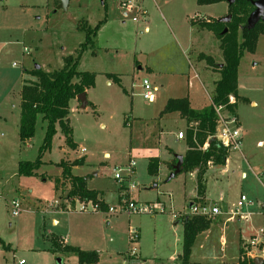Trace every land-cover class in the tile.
Returning <instances> with one entry per match:
<instances>
[{"label": "rangeland", "instance_id": "374dc122", "mask_svg": "<svg viewBox=\"0 0 264 264\" xmlns=\"http://www.w3.org/2000/svg\"><path fill=\"white\" fill-rule=\"evenodd\" d=\"M204 5L198 0H70L64 9L59 0H0V238L11 245L5 248L0 241V264H78L75 255L58 262L65 255L52 249L54 234L83 251H96L95 264H239L240 242L264 230V36L239 65L235 109L242 153L232 151L227 171L210 172L206 181V204L217 202L227 210L246 195L242 213L247 218L228 222L223 214L213 220L198 234L188 262L183 259L181 218L195 199L194 179L184 172L170 179L166 166L188 149L186 138L177 137L182 126L186 133L188 122L161 114L166 102L188 94L194 107L208 104V94H214L211 70L219 71L205 57L224 61L220 40L200 39L197 27L207 18L218 19L227 3ZM82 20L102 24L94 47L79 57L78 70L95 72L96 81L86 90V108L71 101L69 120L77 148L66 145L57 126L37 173L19 175V161L37 158L46 128L39 115L35 135L20 139L22 86L35 78L30 71L36 66L55 71L67 57L79 56L86 37L78 29ZM144 79L157 87L152 100L143 97ZM80 157L86 162L73 167L74 174L91 177L90 188L107 191L106 201L117 212L82 211L80 204L91 201H72L67 191L62 194L59 187L65 181L58 163ZM155 157L159 172L152 174L149 164ZM130 158L136 161V186L126 200L160 203L164 211L128 215L120 210L124 188L113 170ZM14 199L21 203L18 216L12 214ZM130 229L139 232L136 242L130 241ZM135 247L136 255L130 256ZM255 248L254 254H264V244Z\"/></svg>", "mask_w": 264, "mask_h": 264}, {"label": "trees", "instance_id": "16d2710c", "mask_svg": "<svg viewBox=\"0 0 264 264\" xmlns=\"http://www.w3.org/2000/svg\"><path fill=\"white\" fill-rule=\"evenodd\" d=\"M222 0H198L200 5L212 4ZM254 0H236L229 5V14L232 15L230 22H221L219 19L201 21L200 26L212 30L220 40L224 61L217 64L210 56H206L207 62L219 68L221 77L216 82L212 101L214 104H225L229 109L235 111L238 94V73L239 65L244 54L254 52L257 48L258 40L264 34V20H260L253 28L247 27V18L253 11ZM102 22L95 26L89 25L86 20L79 22L78 29L85 32V40L80 44L78 57L69 56L66 58L63 68L55 71H44L41 68L32 69L30 74L34 80L26 81L21 89V121L19 127V137L25 142L31 139L36 132V124L39 115L46 121L45 136L39 148L38 156L35 160H21L18 165L19 175H32L37 173L43 164L44 153L52 146L55 134L58 132L57 126L65 136L66 145L76 149L77 143L73 139V129L70 125L69 114L71 111V101L77 99V95L95 85L96 73L78 70L80 55L89 47H94L95 38ZM227 28V32L222 33ZM111 76V75H110ZM117 82L119 79L115 78ZM231 95L236 97L235 104H229ZM179 112L188 122L186 130V142L188 149L184 155V162L180 173L197 170V192L203 196L206 191V175L209 170L208 162L215 165H224L229 156L228 151L221 146L214 137L217 126V114L212 104L202 109L191 106L188 97L170 98L162 113ZM209 145L203 149L206 142ZM177 163L174 159L172 170ZM84 164V158L80 157L71 163L60 161L62 177L69 187L60 186L62 191H67V199L90 200L98 203L101 209H107L106 204L98 199L97 190L88 189L87 179L73 173V167ZM159 161L152 158L149 169L152 174H157ZM62 187V188H61ZM69 188V190H67ZM204 204V203H203ZM181 220L184 223V233L182 239L183 259L189 261L192 247L199 233L207 230L212 222L208 216L184 215ZM0 241L1 238H0ZM2 243H4L2 241ZM52 249L56 252L75 254L79 264H95L98 260L96 251H83L79 247L63 244L60 239L53 236L51 239ZM5 248H11L10 244H3ZM240 264H257L252 258H244ZM264 264V262L262 263Z\"/></svg>", "mask_w": 264, "mask_h": 264}, {"label": "built area", "instance_id": "2783aa9c", "mask_svg": "<svg viewBox=\"0 0 264 264\" xmlns=\"http://www.w3.org/2000/svg\"><path fill=\"white\" fill-rule=\"evenodd\" d=\"M25 50L28 51L27 48H25ZM141 87L143 88V97L147 100H152L154 98L157 87L153 86L147 79H144L143 83L141 84ZM235 103H236V97L234 95H231L229 98V104H235ZM211 104L213 105L216 111V114H217V120H216L217 126H216V133L214 137L218 140L221 146H223L228 151V153L232 151L241 152L242 145H243V136H242L240 119L236 111H232L225 104L217 105V104H214L213 101H211ZM178 138L179 139L186 138V133L184 131H179ZM208 145H209V142L207 141L203 145V149H206ZM225 162L226 163L228 162V157L226 158ZM212 164L213 162L211 161L208 162V165H212ZM135 173H136V161L133 158H130L127 164L117 166L113 170L114 178L124 188L123 193H124L125 199L123 200L121 204L120 210L122 212H126L128 215L138 214V213L154 214L157 211H164V207L160 203L138 205L131 198L129 200H126V198L130 196L131 191L135 189L136 185L133 180ZM246 201H247L246 195L242 194L238 203L233 208L231 207L224 211L221 209V207L218 204H213V205L196 204L193 202L191 203L189 207L190 212L188 213V215H201V216L215 217L220 214H226L228 215L227 217L228 220H232L236 217H239L241 219H246L247 216L244 213H242V207ZM89 203L90 204L88 205L85 203H81L80 210L97 211L101 209L98 203H94L93 201ZM10 204L12 207V214L14 216H18L21 211L20 201L14 199L12 202H10ZM55 204L59 206L60 201H55L54 205ZM90 207H92V209H90ZM108 212L109 213L117 212L116 207H110L108 209ZM263 236H264V230L261 229L259 232L254 234L248 242L242 245V249H243L241 253L242 259L247 258V257L248 258L253 257L254 255L253 249L255 247H259L264 244ZM138 239H139V232L136 229H130V241L136 242ZM135 255H136V247L133 248L130 256H135ZM24 263H25L24 260H21L19 262V264H24Z\"/></svg>", "mask_w": 264, "mask_h": 264}, {"label": "crops", "instance_id": "0c3cea01", "mask_svg": "<svg viewBox=\"0 0 264 264\" xmlns=\"http://www.w3.org/2000/svg\"><path fill=\"white\" fill-rule=\"evenodd\" d=\"M219 2H226L227 3V7L225 8V10H224V12L223 13H220L219 14V16H217L218 17V19L219 18H221V17H224V16H226V15H228L229 14V3L226 1V0H222V1H219ZM204 6H206V5H204ZM211 19L210 18H207V21H210ZM197 31H199L200 32V39H204V38H208L209 40L208 41H210V39H212L213 40V38H216L217 40H219V38L216 36V34L212 31V30H209V29H207V28H204V27H197ZM212 36H214V37H212ZM264 36V34L263 35H261L260 37H259V40H260V38H262ZM206 40V39H205ZM259 40H258V43H259ZM209 42H207V44H208ZM199 53H201L200 55H202V54H204L205 52H203V51H200ZM210 56H212V55H210ZM215 63H217V64H222L223 63V60L222 61H215ZM207 66V65H206ZM210 66H207L206 68H208L209 70H211L210 68H209ZM212 67H215V66H212ZM216 69H218V71H219V68L218 67H216ZM214 70V69H213ZM220 72V71H219ZM219 72H214V71H212L211 70V74L214 76L215 75V78L213 79V85H214V90H215V86H216V82L220 79V77H221V74L219 73ZM216 74L218 75V74H220L218 77H216ZM115 76H117L116 78L117 79H119V81L121 82V78L118 76V75H115ZM196 77L197 78H199V74H197L196 73ZM35 79V78H34ZM33 79V80H34ZM208 94V93H207ZM213 93H212V95H209L208 94V98H209V101H208V104H206V105H204V106H202V107H199V108H197V107H194L193 105H192V100L190 99V97H189V95L188 94H186L185 96H183V97H188L189 98V100H190V103H191V106L192 107H194V108H196V109H202V108H204V107H207L208 105H210L211 104V101H212V97H213ZM172 98H179V97H172ZM170 99V98H169ZM168 99V100H169ZM73 100H77L78 102H80L78 99H73ZM167 103V102H166ZM166 105V104H165ZM165 107V106H164ZM236 111V110H235ZM237 113V112H236ZM161 114H162V112H161ZM163 114H165V116H167L166 118L167 119H170L171 121H172V117H174L175 116V118L173 119V121H177V120H181L182 122H183V125H185V121L187 122V120L185 119V118H183L181 115H180V113L179 112H171V113H163ZM160 118L161 119H163L164 118V116L162 115H160ZM186 125H188V124H186ZM185 128V126H182V128L180 129H178L179 131H183L182 129H184ZM178 131V132H179ZM178 132H177V137H178ZM179 139V138H178ZM231 153V152H230ZM229 153V156H228V162L226 163L225 162V164L224 165H215V164H212V165H209V170H208V172H207V175H206V181H207V178H208V175H209V173L211 172H215V171H218V170H221V171H227V167H228V165L231 163V154ZM240 153H242V151L240 152ZM183 156H184V154H183ZM84 158V157H83ZM176 158V157H175ZM86 162V160H85V158H84V163ZM160 163V162H159ZM174 164V160H169V161H167L166 162V166L168 167V169H169V171H173L172 170V165ZM74 167H77V166H74ZM174 169V168H173ZM159 172V166H158V169H157V173ZM74 173V172H73ZM95 175H96V172H95ZM186 175L187 176H189V177H193V179H194V181H193V184H194V186H195V193H196V196H194V201H197V200H201V202H206L205 201V199H206V191H205V193H204V195L203 196H199L198 195V192H197V170H193V171H190V172H187L186 173ZM79 176H82V175H79ZM83 177H85L86 179H87V187H88V189H93V190H97L98 192H99V198H100V200L101 201H103L105 204H106V206L108 207V209L110 208V206H109V204H108V202L106 201V196L108 195V193H107V191H105V190H102V189H96V188H90L89 187V185H88V181L91 179V177H88V176H83ZM67 187H69L70 188V183H67V185H66ZM69 188L67 189V190H69ZM207 189V188H206ZM66 192V190L65 191H62V194L63 193H65ZM121 196H120V198H121V201L123 202V200L125 199V196H124V193L122 194H120ZM120 201V202H121ZM193 201V202H194ZM121 202V203H122ZM192 201L189 203V207H190V205H191V203H193ZM206 204V203H205ZM213 204H218L217 202H215V203H213ZM220 207H221V209L224 211V209H223V207L220 205V204H218ZM59 207V206H58ZM113 207V206H112ZM106 211H108L107 209H106ZM183 215V214H182ZM221 215H223V214H220V215H217V216H215V217H210L211 219H212V222H213V220H221ZM228 220V219H227ZM235 220V218L234 219H232V220H229L228 222H231V221H234ZM238 220L240 221V222H243V221H245L244 219H241V218H239L238 217ZM54 222L55 223H58V220L57 219H54ZM212 222H211V224L210 225H213L212 224ZM206 231V230H205ZM204 232V231H203ZM202 233V232H201ZM200 234V233H199ZM54 237H56V238H58V239H60V241L63 243V244H69V245H72V244H70V243H68V241L66 240V238L63 236V235H58V234H54ZM263 240H264V236H263ZM196 241V240H195ZM244 243H246V241H242V242H240V245H239V254H240V261H239V264H240V262H241V260H242V258H241V253H242V245L244 244ZM259 247H261V246H259ZM193 248V247H192ZM253 251H258V248H254L253 249ZM192 252V251H191ZM64 253V252H63ZM260 254L261 255H257V254H254L253 255V257H252V259H258L259 261H260V258H263V262H264V254H262L261 253V251H260ZM63 255H65V257H63L62 258V261L64 262V263H66V260L70 257V256H73V255H75V254H70V253H64ZM191 255V254H190ZM75 256H77V255H75ZM78 258V257H77ZM189 259H190V257H189ZM262 262V263H263ZM25 264V263H24ZM78 264H79V260H78Z\"/></svg>", "mask_w": 264, "mask_h": 264}, {"label": "water", "instance_id": "95a60500", "mask_svg": "<svg viewBox=\"0 0 264 264\" xmlns=\"http://www.w3.org/2000/svg\"><path fill=\"white\" fill-rule=\"evenodd\" d=\"M69 1L70 0H59V8L67 9V7L69 5ZM226 1L229 3V5H232L235 3L236 0H226ZM252 3L254 6V9L249 14V16L247 18V27L248 28H253L260 20H264V0H254ZM231 19H232V15L228 14L224 17L219 18V21L230 22ZM227 30L228 29L225 28L222 33L227 32ZM39 68H40V66H36V69H39ZM77 99L81 103V108H86L88 106L89 101L87 99V92L86 91L77 95ZM175 156L177 158V163L174 165V167H173L174 169L169 176L170 179L175 177L176 174L180 173V171L182 169L183 162H184V156L183 155L176 154ZM58 262L61 263L63 261H62V259L59 258ZM255 262L257 264H262L263 258H260V261L258 259H255Z\"/></svg>", "mask_w": 264, "mask_h": 264}]
</instances>
